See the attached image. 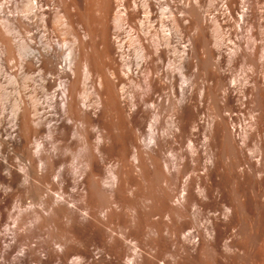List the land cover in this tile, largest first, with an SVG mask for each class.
<instances>
[{"label": "bare ground", "instance_id": "bare-ground-1", "mask_svg": "<svg viewBox=\"0 0 264 264\" xmlns=\"http://www.w3.org/2000/svg\"><path fill=\"white\" fill-rule=\"evenodd\" d=\"M0 53L15 97L0 127V264H29L1 230L12 196L14 226L48 230L38 264H179L194 239L214 252L208 186L250 242L239 186L264 172L262 149L260 169L243 157L264 128V0H0ZM223 252L231 262L236 244Z\"/></svg>", "mask_w": 264, "mask_h": 264}, {"label": "rangeland", "instance_id": "rangeland-1", "mask_svg": "<svg viewBox=\"0 0 264 264\" xmlns=\"http://www.w3.org/2000/svg\"><path fill=\"white\" fill-rule=\"evenodd\" d=\"M118 2H114V5H117ZM203 4H200V8H202ZM203 9V8H202ZM68 44H71V37L67 36L65 40ZM2 55V56H1ZM0 53V127L3 129H7L9 122L11 120V116L13 114V103H14V87L12 82L10 81V75L12 72V63L10 59H4L5 55ZM3 57V58H2ZM9 58V57H5ZM7 63V64H6ZM11 68H10V67ZM2 69V71H1ZM242 65L239 63L236 67H234L232 71V76L238 80L242 81L241 75L243 73ZM5 71V72H3ZM2 72V73H1ZM8 72V73H7ZM10 73V74H9ZM9 76V77H8ZM201 79V80H199ZM198 84H203L205 80L199 77ZM195 81V80H194ZM193 81V85H198L197 82ZM201 81V82H200ZM196 83V85H195ZM199 84V85H201ZM9 95V96H8ZM232 110H233V118L236 119V122H241V118L246 119L247 114L244 115L239 113L238 114V102L235 98L231 100L230 103ZM211 110V106L207 111ZM8 117V118H7ZM240 117V118H239ZM9 120V121H8ZM247 122V120H246ZM244 123V122H242ZM262 149L264 152V128L253 133L249 140L246 143L245 152L243 153L246 159H250L252 164L258 166L260 169V158L257 157L256 153H254L255 149ZM180 150L175 149L172 161L179 164L181 161L179 160ZM178 156H177V155ZM185 156V155H184ZM10 162L12 164H21L23 163L20 161L21 159H17L16 155H12ZM18 160V161H17ZM21 162V163H20ZM184 163V162H183ZM185 164V163H184ZM258 164V165H257ZM201 171V167L198 168L196 173ZM191 169H185V176L190 175ZM191 184H195V178L191 179ZM208 182L206 186H208ZM240 188V195L241 200L244 201L245 206L247 207L248 211V220L252 227V238L249 243L243 241V233L242 229L246 220L243 218L239 221L238 224L230 225V222L224 221V217L221 214V206L222 204H217L213 198L214 192L208 186V196L209 199L205 201V210L203 212V220L212 224L217 229L216 238L219 239L218 245L214 252H208L205 255L198 254L196 249L195 243L197 239H194L190 246L189 256H182L179 261V264H264V172L256 171L254 176L251 178L250 186L244 188L239 186ZM224 189V188H223ZM14 198V199H12ZM15 200V196L11 197V202L7 207L8 213L5 214V220L1 227V230H4L6 225L12 228V237L10 242L13 244V253L12 255H18L25 259L29 260V264H38L39 260H46L48 255V247L45 241L47 240V232L48 230L45 227L41 229H35V225H29V218H26L21 225L14 226L12 224L11 219L7 218L8 214L15 215V212L12 210V204ZM21 203L24 207H28L32 204L31 199L23 198ZM195 212H190V219H188V226L192 228L195 225ZM229 224V225H228ZM69 232L74 234L76 238H80L81 235L75 229H67ZM10 231V233H11ZM254 232V233H253ZM6 238V241L9 239ZM210 236H207L208 240ZM233 242L236 244L237 254L234 259L230 262L223 257V245L224 243H231ZM50 264H55L54 262Z\"/></svg>", "mask_w": 264, "mask_h": 264}]
</instances>
